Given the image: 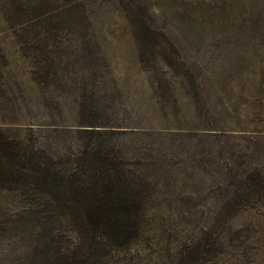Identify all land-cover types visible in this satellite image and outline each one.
Returning <instances> with one entry per match:
<instances>
[{"label": "rangeland", "instance_id": "1", "mask_svg": "<svg viewBox=\"0 0 264 264\" xmlns=\"http://www.w3.org/2000/svg\"><path fill=\"white\" fill-rule=\"evenodd\" d=\"M90 126L132 227L108 264H264V0H0L1 134L67 172ZM36 202L0 188V264L78 240Z\"/></svg>", "mask_w": 264, "mask_h": 264}, {"label": "trees", "instance_id": "2", "mask_svg": "<svg viewBox=\"0 0 264 264\" xmlns=\"http://www.w3.org/2000/svg\"><path fill=\"white\" fill-rule=\"evenodd\" d=\"M90 127L83 130L89 141L81 157L67 172L56 169L41 150L25 148L0 132V188L38 199L53 215L70 218L78 230V240L62 246L52 239L42 250L39 240L31 264H108L102 239H123L131 232V223L122 217L127 208L119 186L122 162L110 146H92L93 137L103 133ZM263 198L264 168L245 176L241 206Z\"/></svg>", "mask_w": 264, "mask_h": 264}]
</instances>
